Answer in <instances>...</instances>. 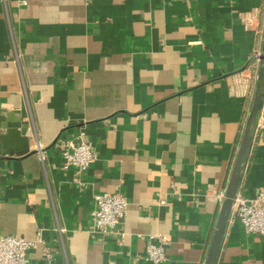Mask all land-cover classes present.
<instances>
[{
  "label": "crops",
  "instance_id": "1",
  "mask_svg": "<svg viewBox=\"0 0 264 264\" xmlns=\"http://www.w3.org/2000/svg\"><path fill=\"white\" fill-rule=\"evenodd\" d=\"M25 1L0 0V234L39 236L30 264H139L158 233L163 264H203L254 96L264 0ZM5 123L26 153L5 147ZM66 138L98 152L81 174L62 168ZM258 187L264 105L237 195ZM114 191L128 212L102 235L94 195ZM217 264H264V235L231 215Z\"/></svg>",
  "mask_w": 264,
  "mask_h": 264
},
{
  "label": "built area",
  "instance_id": "2",
  "mask_svg": "<svg viewBox=\"0 0 264 264\" xmlns=\"http://www.w3.org/2000/svg\"><path fill=\"white\" fill-rule=\"evenodd\" d=\"M26 1L23 0V3ZM259 54V53H258ZM257 54V58H258ZM40 157L44 160L42 147L38 143ZM57 146L62 153V168H74L77 174L83 173L97 159L98 152L89 141L59 139ZM172 186H174L172 184ZM92 209L93 228L102 235L118 229L128 212L129 201L120 191L103 192L94 195ZM232 215L243 224L246 232L264 235V187H258L252 197L237 195ZM40 237L27 238L14 234H0V264H30L28 252ZM169 237L165 233L150 234L145 252L139 264H163L167 261ZM50 255V253H48Z\"/></svg>",
  "mask_w": 264,
  "mask_h": 264
},
{
  "label": "water",
  "instance_id": "3",
  "mask_svg": "<svg viewBox=\"0 0 264 264\" xmlns=\"http://www.w3.org/2000/svg\"><path fill=\"white\" fill-rule=\"evenodd\" d=\"M264 105V31L262 37L261 49L258 54V69L256 77V85L254 96L247 119L244 125V130L240 143L238 145L231 174L228 179L224 196L219 206L217 219L214 230L208 246L207 254L203 264H217L221 252L222 244L226 234V230L233 212L236 196L242 181L245 166L253 143L255 131L258 125L259 117ZM13 115L7 118V121L12 119ZM2 135V140L5 147L11 153L23 154L28 151L29 137L22 134L18 127H8Z\"/></svg>",
  "mask_w": 264,
  "mask_h": 264
}]
</instances>
